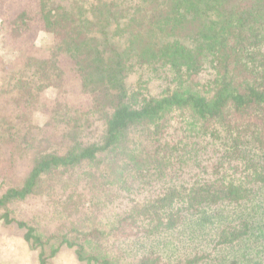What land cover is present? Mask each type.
<instances>
[{"label":"trees","instance_id":"16d2710c","mask_svg":"<svg viewBox=\"0 0 264 264\" xmlns=\"http://www.w3.org/2000/svg\"><path fill=\"white\" fill-rule=\"evenodd\" d=\"M25 1L9 38L23 45L22 32L39 21L52 46L45 57L28 56L21 69L3 70L5 101L71 86L92 102L83 114L68 104L60 115L64 104L55 101L40 128L45 138L29 125L30 112L0 110V150L16 148L13 166H28L19 184L0 192V220L26 229L23 239L39 264L61 248L82 264H263L264 0ZM143 73L155 75L159 91H149ZM15 117L28 124L13 127ZM205 153L199 166L195 156ZM187 156L198 168L182 174L201 173L189 188L144 195L155 174L163 186L166 171L180 178ZM63 188L73 190L62 197ZM80 190L87 196L76 206ZM56 196L50 233L7 211L30 197ZM195 225L208 234L216 229L215 238L199 234L208 243H186L177 262H165L160 250L113 253L109 246L112 237L156 241Z\"/></svg>","mask_w":264,"mask_h":264},{"label":"rangeland","instance_id":"374dc122","mask_svg":"<svg viewBox=\"0 0 264 264\" xmlns=\"http://www.w3.org/2000/svg\"><path fill=\"white\" fill-rule=\"evenodd\" d=\"M27 5L28 4L25 0H4L0 5V83L1 77L4 75L3 70L9 73L21 69L28 56L45 57L48 55L49 49L52 46V35L44 32L39 21L30 23L28 29L22 32L20 39L27 40L23 45L16 43L9 38V33L12 29L10 21L13 20L22 9L26 8L25 6ZM143 79H151L148 84V87L150 88L149 91H159L160 88L156 85V82L153 84L155 75H147L143 73ZM70 81L78 91L79 85L76 80L72 77ZM129 81L131 85L135 86L138 83V76L136 74L131 76ZM3 96L4 94L0 93V110H2L4 115L6 116L9 114V109H11V113H15L14 116L19 113H26L28 116V113L30 112L28 123L34 128V131L35 128L38 129L39 132L35 133H39L37 135L40 136V138L47 137V133L43 132V130L40 131V128L46 124V121H48V118L51 116L50 110L54 107L55 101H60L64 104L62 111H60V115L67 108L68 104L79 115L83 114V112L92 105V102L88 97L78 95V93L74 92L71 86L69 90L61 92L49 88L36 94L30 90L20 96L19 99L14 100V103L12 104L6 102ZM72 113L76 116L74 112ZM68 116L69 115H66L65 118ZM11 119L10 116L9 120L11 121ZM57 119L61 122V117H57ZM23 123H25L23 120L18 121L15 117V121H13L12 125L15 127L19 124L17 127H20ZM28 123L26 122L25 126ZM60 126H62V123L58 125L57 128L59 129ZM10 153L19 156L16 148L11 149L10 147H3L0 150V192H3L7 184H19L21 178L27 172V165L20 164L19 166L17 165V167L13 166L10 160ZM205 156L206 153L201 158L195 156V161L199 166L204 160H206ZM25 157L27 156L25 155L24 158ZM186 158L189 159L181 162L180 178L173 179L171 175L173 176L176 172H172L170 175V173L166 171L164 177L165 186H163L157 184V182L160 181V178L156 180L155 176L158 178V175L155 174L150 178L151 183L148 187L150 191L147 193L145 192L144 195L148 197H158V194L161 192L164 193L167 188H180L181 186L189 188V186L196 180V175L201 173H192L193 175L182 174L185 171H195L198 168L197 164L193 161L194 157L191 158V156H187ZM208 174L209 172H207V175L204 173L202 177L205 176L207 178ZM70 190L72 191L73 189L63 188L60 190L62 197L67 196V194L71 192ZM79 193H82L83 196L80 195L81 200L79 201L75 198L76 200L74 202L76 206L83 205L82 202L85 201L84 196H87V192L84 190H80ZM136 197L138 198V196ZM58 199L59 196H56L55 198L30 197L24 201L10 204L7 211L10 212V218L26 222L27 225L34 227L37 232L42 233L47 231L50 233V231H53L54 229L56 230ZM54 201L56 204H54ZM68 222H75L74 215L68 218ZM181 228L182 227L179 226L174 228V230L168 235L156 237V241H140L136 236H133L132 239H115V237H112L109 241V246L113 248V253H116L117 251L132 253L136 252L137 248L146 251L160 250V253L163 254V260L167 263H172L179 261L181 257L186 255L187 251L184 249V247L187 246L186 243H189L188 247H195L196 244L202 247V245H205L208 241L202 243L203 238H201L200 235H205V237L210 238V241L212 238H215L216 229L210 230L211 233L208 234L205 233L206 231H201V229L198 228V225H195L191 229H187V227L184 229ZM138 229H140V227H138ZM25 231L26 229L18 228L14 222L5 224L4 221L0 220V264H39L37 255L30 250L29 245L23 239ZM167 238H169V240H167ZM199 238H201V241L198 240ZM117 239L120 241H117ZM124 239L130 241L127 242ZM151 242L156 244V246L150 247ZM52 248H54L52 244L46 247L47 255ZM106 251L108 250L106 249ZM228 258H233V256H225V261L228 260ZM261 258L264 264V256H261ZM48 260L50 261L48 264H82L78 263L73 255L70 252L65 251L64 248H61L58 253L51 256ZM217 262L218 261H213L208 264H216Z\"/></svg>","mask_w":264,"mask_h":264}]
</instances>
